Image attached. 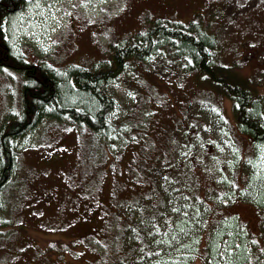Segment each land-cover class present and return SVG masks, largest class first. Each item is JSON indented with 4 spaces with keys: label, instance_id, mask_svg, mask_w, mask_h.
<instances>
[{
    "label": "rangeland",
    "instance_id": "1",
    "mask_svg": "<svg viewBox=\"0 0 264 264\" xmlns=\"http://www.w3.org/2000/svg\"><path fill=\"white\" fill-rule=\"evenodd\" d=\"M156 18L201 22L220 59L264 95V0H27L6 29L27 62L96 69L109 64V46ZM23 83L0 69V127L21 112ZM204 88L164 49L131 59L107 87L105 134L45 118L18 137L0 194V264H169L190 254L205 264L197 248L227 219L209 224L234 213L264 264L262 211L251 203L264 148L246 157L229 102Z\"/></svg>",
    "mask_w": 264,
    "mask_h": 264
},
{
    "label": "trees",
    "instance_id": "2",
    "mask_svg": "<svg viewBox=\"0 0 264 264\" xmlns=\"http://www.w3.org/2000/svg\"><path fill=\"white\" fill-rule=\"evenodd\" d=\"M26 1L0 0V69L17 71L24 80L21 112L10 118V122L5 120L0 127V175H7L2 182V190L14 173L18 137L31 132L45 118L74 122L94 134H105L115 104L107 87L131 59L143 60L164 49L181 58L185 71L196 80L203 81L206 91L229 102L236 120L234 129L245 136L244 145L249 148L246 157L253 154L255 145L257 149L264 148V95L258 85L238 76L231 65L220 59L218 39L201 22L156 18L144 30L109 46L111 57L107 66L96 69L71 66L64 71H55L43 64L27 62L10 47L6 26L24 8ZM9 151L12 152L11 158ZM262 183L255 192V201L251 203L262 211L260 224L264 230V178ZM234 188L237 192L241 189ZM224 218L227 219L226 224L214 234L207 231L201 233H207L208 238L207 245L199 247L211 251L210 254H203L197 248L207 262L205 264L208 261L212 264H256V248L252 250L249 246V243H254L253 238L250 239L245 223L235 213L221 216L209 225L218 224ZM85 226L89 227L87 223ZM220 250L224 255L222 260L218 255ZM193 261L194 257L190 254L169 264H194Z\"/></svg>",
    "mask_w": 264,
    "mask_h": 264
},
{
    "label": "flooded vegetation",
    "instance_id": "3",
    "mask_svg": "<svg viewBox=\"0 0 264 264\" xmlns=\"http://www.w3.org/2000/svg\"><path fill=\"white\" fill-rule=\"evenodd\" d=\"M8 122H10V120H8ZM11 151H9V158H11ZM9 165H11V159H9ZM7 176V175H6ZM6 176L4 175V174H1L0 175V194H1V192H2V189H1V187H2V182L6 179ZM0 210H1V204H0Z\"/></svg>",
    "mask_w": 264,
    "mask_h": 264
},
{
    "label": "snow or ice",
    "instance_id": "4",
    "mask_svg": "<svg viewBox=\"0 0 264 264\" xmlns=\"http://www.w3.org/2000/svg\"><path fill=\"white\" fill-rule=\"evenodd\" d=\"M185 199H187V198H185ZM173 211H174V212H178V211H180V210L174 208ZM193 218L198 219V213L194 214V217H193ZM173 239H175V237H173ZM194 243H198V241H194ZM208 264H212V262H211V261H208Z\"/></svg>",
    "mask_w": 264,
    "mask_h": 264
}]
</instances>
